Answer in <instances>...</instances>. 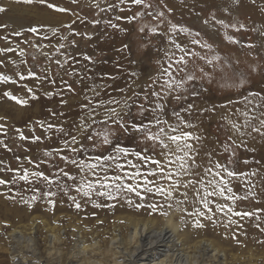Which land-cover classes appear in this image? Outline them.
Listing matches in <instances>:
<instances>
[{
	"label": "rangeland",
	"instance_id": "1",
	"mask_svg": "<svg viewBox=\"0 0 264 264\" xmlns=\"http://www.w3.org/2000/svg\"><path fill=\"white\" fill-rule=\"evenodd\" d=\"M48 3L66 11L49 9L40 0H32L30 4L23 0H0V7L5 9L0 12V77H7L0 81V180L6 181L0 185V264H80V260L89 255L87 253L83 258L77 253L75 245L80 241H84L88 247L97 243L105 251L111 244V237L127 234L130 229L127 221L129 217L151 220L156 227L164 225L165 219L172 218L181 229L192 228L194 219L183 211H194L190 207L191 201L180 205L173 200L172 206L168 207L169 202L163 197L151 196L149 200L143 201L146 206L140 208V212L115 209L109 213H90L83 207L68 208L70 199L54 198L53 203H49L51 199L42 193L50 187L45 181L32 177L31 173L43 172L53 180L60 168L69 165L60 159V155L70 157L71 152L65 149L64 140L67 138L58 129L63 127L69 131L79 122L83 115L80 106L87 102L85 96L99 100L107 99L110 94L123 100L125 95H131L129 85H132L135 91L141 92L137 103L143 102L141 88L152 78L151 72L158 74L159 64L164 62L161 49L169 38L178 42L186 41L185 47L207 58L219 55L222 61L227 60L230 72L235 69L245 74L243 88L225 90L220 87L218 78L211 83L207 79H200V69L211 71V67L205 66V62L198 57H192L186 74L195 75L208 91L198 98L180 101L170 98L166 101L167 109L171 108L172 111L188 103L210 101L216 104L217 111L198 134H208L211 142H215L214 158H224L221 144L231 133L228 131V121L221 119L224 114L221 102L227 101L229 96L234 99L247 89L255 88L254 83L264 77V45L257 35L259 28L253 23V14L239 3L231 8L223 4L198 8L193 16L181 15L176 8V0H144L145 4L150 5L148 8L127 0L124 3L121 0H48ZM161 12L163 16H158ZM217 21L236 25L237 28L243 24L245 28L239 31L233 27L226 29ZM113 24L115 28L111 26ZM172 25L189 29V32L173 35ZM30 28H37L38 31L32 33ZM154 28L156 34L152 32ZM196 32L200 36L197 37ZM209 34H214L211 39ZM225 34L233 36L240 43H229L223 39ZM193 39L212 43L214 51L191 45ZM247 44L256 47L249 48ZM167 50L169 56L175 53L173 58L182 55L171 46ZM85 56L91 60L84 59ZM57 60L63 67L56 63ZM29 70L35 75L29 76ZM21 75L24 79L20 78ZM100 86H104L106 91L101 92L100 97H94L90 88L100 91ZM6 92L10 96H6ZM11 97L26 103L18 104ZM136 111L138 109L134 108L133 112ZM139 120L136 117L137 123ZM96 127L99 128V125ZM117 136L113 146L116 143L122 145L121 140L127 137L122 132H118ZM82 143L88 145L90 142ZM130 147L138 149L145 145L138 141L137 144H130ZM102 149L98 148L96 152ZM241 149L236 151L237 157ZM57 150L63 151L58 155ZM46 152L51 155H45ZM25 171L33 183L20 179ZM176 195L179 197V194ZM150 203L158 204L155 212L147 207ZM196 219H200L204 225L208 222L200 217ZM209 222L206 226L212 225L213 222ZM210 228L209 231L196 228L195 233L203 234L199 240L206 239L218 244L227 255V264H264V231L246 232L239 228H227L230 241H233L230 244V241L218 238ZM52 230L61 236L60 243L54 246L50 237ZM15 231L22 232L25 238L18 241L13 233ZM29 237L34 240L30 245ZM122 255L121 260L126 256Z\"/></svg>",
	"mask_w": 264,
	"mask_h": 264
},
{
	"label": "snow or ice",
	"instance_id": "2",
	"mask_svg": "<svg viewBox=\"0 0 264 264\" xmlns=\"http://www.w3.org/2000/svg\"><path fill=\"white\" fill-rule=\"evenodd\" d=\"M23 2L30 4L32 0H23ZM40 2L46 4L49 9L58 12L66 11L64 8L48 3V0H40ZM124 2L125 0H121V3ZM127 2L137 6L143 5L145 8L150 7L144 3V0H127ZM3 11L5 9L0 7V12ZM157 15L163 16V13ZM132 19H135V15ZM217 23L226 29L229 27L237 28L236 25L224 24L223 21H217ZM111 26L116 27L115 24ZM244 28L245 25L240 24L237 31ZM171 30L173 35L189 32V29L177 25H172ZM29 31L36 33L38 29L30 28ZM152 32L156 34V29H152ZM16 35H20V33H16ZM195 35L198 37L200 33L196 32ZM212 35L214 34H209V39ZM62 39L66 38L62 37ZM223 39L231 44L240 43L233 36L227 34ZM185 43L187 42H178L171 38L167 40L166 45L161 49L164 53V62L159 64L158 74L142 88L143 102L137 103L141 92L135 91L132 85H129L131 95H125L123 100L112 97L110 94L107 99L100 98L99 100L89 99L85 96L87 102L80 106L83 115L79 118V122L75 123L69 131L63 127L58 129L67 138L64 140L65 149L75 153L71 157L60 155L61 161L74 166L75 169L74 174H70L64 168H60L59 172L56 173L57 176L62 174L73 182L67 187L57 183L58 189L64 195L67 196L69 191H75L89 200L92 199L93 194L107 200H119L123 195L126 203L129 206H135L137 209L146 205L135 203L131 196H135L140 201L146 200L149 194L163 197L165 201L169 202L168 207L172 206L173 200L180 205L189 203L191 200L190 207L194 211H188V209H183V211L194 219L193 226L198 229L205 227V225L196 217L216 223L213 216L224 213L227 215V224L224 226L227 227L235 223L232 217L244 218L255 215L251 211H240L232 206L238 201L255 200L258 196L264 195V177L260 181L262 190L254 191L253 189H256L258 185L253 182L251 177L259 176L260 172L240 170L241 161L237 158L236 151L245 147L246 138L252 137L253 134L264 138V94L253 91H248L247 94L241 93L243 99L238 103L233 101L231 96L227 97L229 102L221 105L224 110L221 119L228 121V131L231 134L221 144L224 158H214L215 153H208L207 162H203L201 159L202 142L201 136L198 134V126L187 117L205 111L216 112V107L205 109L203 107L198 108L194 103H188L179 110L174 109L170 119L166 115V101L170 98L177 101L198 98L208 91L202 83L198 82L195 75L186 74L189 60L192 57H198L205 62V66L211 67V71H206L205 68L200 69L202 72L200 79H207L211 83L218 78L222 89H241L246 82V77L243 72H237L235 69L230 72L227 60L222 61L219 55L207 58L200 55L199 52H193L189 47H185ZM190 43L191 45H199L208 51H214L212 43L201 42L199 39H193ZM168 46L179 51L182 55L179 58H173L175 53L169 56ZM246 46L249 48L256 47L254 44H247ZM60 47L63 48L64 45L61 44ZM84 59L91 60L88 56H85ZM56 63L63 67L59 60ZM28 75L34 76L35 74L29 70ZM237 77L239 78L238 83ZM20 78L24 79V76L21 75ZM6 79L7 77H0V81ZM90 91L94 97H100L101 92L106 90L104 86H100V91H97L96 88H90ZM120 91L124 92V89ZM181 93L186 95H181ZM5 95L10 96V93L6 92ZM11 98L16 99L15 97ZM16 102L18 104L26 103V101L19 99H16ZM134 108L138 109L135 113L133 112ZM136 117L140 118L138 123ZM97 125L99 128L96 127ZM49 127L53 126L49 125ZM118 132H122L126 136L134 135L140 143L145 145L144 150L142 152L129 151L128 148L119 143L113 146L114 140L118 138ZM21 138L23 139V137ZM82 141L90 143L86 145ZM149 147L154 154L149 153ZM98 148H110L111 151L107 154L101 152L96 155H89L90 151L96 152ZM156 149L159 150L156 151ZM60 151L63 150H57L58 155ZM45 155H51V153L46 152ZM130 157L135 159H130ZM242 162L245 165L248 164L247 160ZM31 176L37 180L45 181L49 187L55 183L43 172H32ZM242 178L247 186L243 196L237 194L231 186L233 180H241ZM20 179L29 184L33 183V180L29 179L27 171L20 176ZM5 183V180H0V185ZM190 193L192 194L191 197ZM176 194H179L182 199ZM42 195L55 197L57 193L47 191L43 192ZM214 197L222 198L225 203L217 202L213 208L214 201L212 198ZM69 198L77 209L81 207L75 196ZM32 199L35 200L36 197L33 196ZM49 203H53V201L49 200ZM101 206L94 204V207ZM147 207L155 212L158 204L150 203Z\"/></svg>",
	"mask_w": 264,
	"mask_h": 264
},
{
	"label": "bare ground",
	"instance_id": "3",
	"mask_svg": "<svg viewBox=\"0 0 264 264\" xmlns=\"http://www.w3.org/2000/svg\"><path fill=\"white\" fill-rule=\"evenodd\" d=\"M236 3H239L242 6L245 5L246 10L248 12H251V15L253 14V17H254L253 23L256 24L259 28V32H257V35H259L260 40L262 41L264 45V0H176V8L178 9L181 15L193 16V12L195 13V10L198 8H202V7L205 8L207 6H212L216 4H220V5L223 4L224 6L231 8L230 6L233 7L234 4ZM263 54H264V49H263ZM140 73H143V72L140 71ZM151 73H152L151 75L152 78L157 74L156 72H151ZM136 75L140 76L139 72H136ZM254 84H255V88L250 89V90L247 89V91H245L244 94H247L248 91L261 92L262 94H264V77L261 80H258L257 83H254ZM242 99L243 97L241 95L232 100L238 103ZM228 102L229 101L227 100L221 103L227 104ZM195 104L197 105L198 108L203 107L205 109H211L215 106L217 109L216 104L210 101L197 102ZM171 113H172V109L171 108L167 109L166 115L168 116V118L171 116ZM214 114H215L214 112L205 111L203 113H194L193 116L187 117V118L192 119L197 124L198 131H199V130L204 129L206 122L209 121L210 118H212ZM145 122L147 121L145 120ZM204 133L199 134V135L201 136V142H202L201 159L203 162L206 163L207 154L213 153L215 142H211L208 134H204ZM121 141H122L121 146L128 148L129 151H141L142 152L145 148V147L143 148L140 147L138 149L137 148L134 149L130 147V144H137L138 142V139L134 135L127 136ZM242 148L243 149H241L239 157H237L241 161V163L239 164V169L248 171V172H253V171L260 172L259 176L251 177L253 182H255L258 185V187L253 190L259 192L262 190L260 187V181H261V178L264 177V138L256 134H253L252 137L246 138V146ZM109 151H111L110 148L102 149L100 150V152L98 151L89 152V155H96L101 152L104 154H107V152ZM149 153L153 154L151 147L149 149ZM73 155H75V153H69L70 157ZM81 158H84V157H81ZM130 159L134 160L135 158L130 157ZM221 159H223V156L221 157ZM244 160L248 161L247 165H245L242 162ZM149 167H151V165H149ZM64 169L66 171H69L70 174L75 173L74 166L72 165H68ZM53 181L55 183L48 189V191L56 192L57 195L55 197H47L48 199H51L53 201H54V198L59 199L61 197L65 199H70L69 198L70 196H75L76 201L80 203L81 208L83 207L82 209H84L86 212L96 213V214L103 213V212L109 213L111 211L113 212L115 209H125V210H128L129 212H132V210L136 212L141 211L140 208L137 209L135 206H129L126 203L123 195L120 197L119 200H107L104 197H98L95 194H93L92 199L89 200L88 198L83 197L82 194H77L75 191H69V194L66 196L63 194V192H61L58 189L57 183L65 185L67 187L69 185H72L73 182L69 181L67 177H64L62 174H60L59 176L55 174ZM231 186L234 188V191L241 196L244 195L246 191V187H247L243 182V178L241 180H233ZM181 191H184V189H181ZM71 193H73V195H71ZM189 195L191 197L192 194L190 193ZM150 197H151V194H149L146 200H149ZM131 198L134 200L135 203L144 204L143 201H140L135 196H131ZM212 199L214 201L213 208H215V203L217 202L225 203V201H223V199L219 197H214ZM69 202H70V206L68 208L72 207L76 209V206L71 199ZM97 203L98 204L100 203L102 206L94 207V204H97ZM232 206L237 208V210H240V211H251L255 213V215H253L252 217H244V218L232 217L235 223L225 227L224 225L227 224V215L224 213H219L213 217V220H215L216 223L211 222L212 223V225L210 224L211 226H206L208 223H210L208 221L206 222V225L205 227L202 228V230H206V229L208 230L211 227L210 229L212 230V233L214 232V234L218 235V238L221 237L222 240L224 239V240H227L228 242L230 241L231 237L227 233L228 232L227 228H232V229L239 228L240 231H246V232L264 231V195L258 196L255 200L248 199V200L238 201L237 204L232 205ZM55 208H56V205H55ZM58 209H60V207ZM127 221L130 227L127 234L123 237H121L120 235L117 236L114 234H113L114 237L110 236L112 238L111 244L109 248H107L105 251H103V249L100 248L97 243H94L93 246L88 247L84 245V241L83 242L77 241V243L78 242L79 243L75 245L74 247L77 249V253H79V255H83V258L85 257V254L87 253L89 255L88 257L86 256L87 257L86 259L80 260V264H210L211 262H216V264H227V255L224 252V250H222L220 246L214 243L213 241L210 242L206 239L199 240L198 238L199 237L201 238L203 234L198 233L197 235L195 233L196 228L194 226H192V228H187L183 230L180 228V225L177 224L172 218L165 219V223L161 227H156L155 223L151 220H143V219H136L133 217H129ZM20 231L13 232L15 234V238L18 241L21 240L22 238H25L22 235L23 233ZM231 232L233 233L234 231L231 230ZM50 237H51V240H52L51 242L53 246L55 245V243H60L61 241L60 234L55 233L54 230H52V236ZM78 238H82V237L79 236ZM101 238L103 237L101 236ZM231 241H230V244H231ZM28 242H29V245L30 243H33L34 242L33 238L29 237ZM26 243H25V246L27 247ZM13 250L15 249L13 248ZM122 254L126 255L123 260H121ZM100 257L102 260L100 259ZM237 258L238 257H236V259ZM201 260L202 262H200ZM240 262L242 263V261Z\"/></svg>",
	"mask_w": 264,
	"mask_h": 264
}]
</instances>
